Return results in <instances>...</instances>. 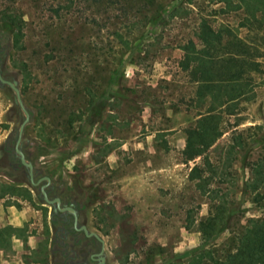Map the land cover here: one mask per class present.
<instances>
[{"label":"rangeland","instance_id":"rangeland-1","mask_svg":"<svg viewBox=\"0 0 264 264\" xmlns=\"http://www.w3.org/2000/svg\"><path fill=\"white\" fill-rule=\"evenodd\" d=\"M233 6L225 0H0V34L12 43L6 68L17 74L32 111L25 133L36 140L49 174L96 192L88 225L117 264L186 263L199 252L221 259L247 221L264 216V197L245 186L252 164L264 159V16L249 24L243 7ZM8 16L17 19L16 36L1 27ZM201 19L230 28L259 62L250 73L252 92L237 100L234 114L222 115L224 132L207 151L217 167L210 194L188 179L194 163L181 154L185 129L200 108L195 84L179 67L180 46L194 39ZM9 106L0 90V142L12 126L4 120ZM222 194L227 227L203 240L196 224L215 213ZM24 208L29 219L22 226L5 222ZM48 212L27 187L0 177V229L9 232L4 257L15 254L13 238L24 242L38 229L41 243L28 257L49 264Z\"/></svg>","mask_w":264,"mask_h":264},{"label":"trees","instance_id":"trees-1","mask_svg":"<svg viewBox=\"0 0 264 264\" xmlns=\"http://www.w3.org/2000/svg\"><path fill=\"white\" fill-rule=\"evenodd\" d=\"M225 2L227 7H243L248 15L245 22L262 23L264 0ZM8 17L1 27L16 36L17 19ZM180 49L179 67L195 84V103L200 108L194 122L185 129L182 160L194 163L188 179L194 181L200 192L210 194L208 186L217 173V167L210 162L207 151L224 132L222 115L234 114L237 100L252 92L250 73L258 70L259 62L254 59L255 49L240 40L230 28H214L205 19L199 21L194 39H187ZM250 173L252 178L245 184L246 188L254 193L255 198L264 197V193L258 192L264 185V159L252 164ZM223 196H219L215 213L196 224V231L203 240L213 239L227 227L229 215ZM8 235V231L0 229V248L6 246ZM236 239L234 248L221 259L214 258L209 252H199L186 263L172 264H200L203 258L210 259L212 264H264V216L250 218Z\"/></svg>","mask_w":264,"mask_h":264},{"label":"water","instance_id":"water-1","mask_svg":"<svg viewBox=\"0 0 264 264\" xmlns=\"http://www.w3.org/2000/svg\"><path fill=\"white\" fill-rule=\"evenodd\" d=\"M11 46L9 35L4 34L0 49V90L10 101V106L4 113V120L12 126L0 142V177L11 184L27 187L37 203L49 208V264H85L86 261V264H114L105 248L102 235L90 229L88 225V209L96 200V192L89 186L79 182L72 184L70 181L63 186L61 196L51 198L47 192L53 182L49 177L51 175L39 160L36 140L25 133L26 125L31 121L32 111L21 97L17 74L6 68ZM7 147L12 148L14 162L9 160ZM68 194H72L84 207L79 211L73 207V203L62 207V198ZM62 214L71 215L72 222H59L57 219L61 218ZM79 239V244H75ZM92 240L98 247L97 252L92 246Z\"/></svg>","mask_w":264,"mask_h":264},{"label":"crops","instance_id":"crops-1","mask_svg":"<svg viewBox=\"0 0 264 264\" xmlns=\"http://www.w3.org/2000/svg\"><path fill=\"white\" fill-rule=\"evenodd\" d=\"M28 209L29 208H27V210ZM27 210H25L24 208L23 212H20L17 214L14 213L13 215L8 216L5 222L12 223L15 226H22L24 222L29 219V216L26 212ZM33 230H35V227ZM41 239H42V235L38 229L36 231H33V233H31L26 238V240H24L25 243L19 239L13 238L11 247L15 251V254L12 257H7V256L4 257L3 252L0 251V264H39L38 259H35V258L30 259L28 255L33 250L38 251V247L41 243ZM24 244L27 247L26 249H28V251L23 248ZM113 263L117 264L115 262Z\"/></svg>","mask_w":264,"mask_h":264},{"label":"flooded vegetation","instance_id":"flooded-vegetation-1","mask_svg":"<svg viewBox=\"0 0 264 264\" xmlns=\"http://www.w3.org/2000/svg\"><path fill=\"white\" fill-rule=\"evenodd\" d=\"M2 37H3L2 34H0V49H1ZM0 53H1V51H0ZM6 150L9 153V155H8L9 160L11 162H14L15 161V155H14V153L12 151V148L11 147H7ZM49 177L53 181L52 184L49 185V188L47 190V192L50 194L51 198L54 197V196H61V194L63 193V186L67 185L69 181L70 182L73 181V180H71V178L69 179L66 176L62 175V174H58L56 177L53 176V175H51ZM71 183H74V182H71ZM71 203H73V207L77 211L81 210L84 207V204L81 205V203L79 201H77L72 194H68V195L63 196L62 204H61L62 207L66 206V205H69ZM48 214H49V212H48ZM71 219H72L71 215L62 214L61 218H58L57 220L59 222H62V223H69L70 224L72 222ZM70 230H71V228H70ZM49 242H50V237H49ZM79 242H80V239L78 241H76L75 244H79ZM91 243H92V246L96 249V252H97L98 251V247L95 245V242L92 240ZM64 247H66V244L64 245ZM86 263H88V262L86 261L85 264ZM94 264H98V263L95 262Z\"/></svg>","mask_w":264,"mask_h":264}]
</instances>
